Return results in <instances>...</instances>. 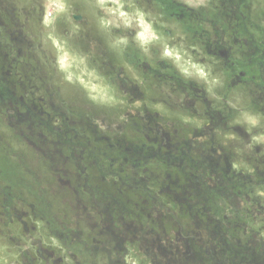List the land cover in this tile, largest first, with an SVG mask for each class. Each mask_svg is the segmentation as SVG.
Segmentation results:
<instances>
[{"label":"flooded vegetation","instance_id":"obj_1","mask_svg":"<svg viewBox=\"0 0 264 264\" xmlns=\"http://www.w3.org/2000/svg\"><path fill=\"white\" fill-rule=\"evenodd\" d=\"M28 1L0 3L9 43L7 53L0 50V119L34 151L39 170L64 178L72 219L82 218L86 234L58 217L47 177L41 180L0 132V264H128L139 251H159L164 264H264V237L248 224L264 213L257 191L264 152L251 146L252 166L239 167V152L222 141L237 133L249 143V134L232 126L242 110L264 121V20L255 0H121L153 17L137 29L106 28L122 41L119 56L80 0H61L72 4L55 16L43 0ZM35 18L51 33L31 59L47 79L39 85L16 62L23 57L18 43L28 53L40 43L26 35ZM143 28L153 39L138 38ZM57 43L84 59L96 75L90 78L117 100L90 89V102L119 108L118 115L82 117L60 100L62 87L48 75L63 71ZM71 96L82 105L81 95Z\"/></svg>","mask_w":264,"mask_h":264},{"label":"rangeland","instance_id":"obj_2","mask_svg":"<svg viewBox=\"0 0 264 264\" xmlns=\"http://www.w3.org/2000/svg\"><path fill=\"white\" fill-rule=\"evenodd\" d=\"M14 1L26 7L29 4L28 0H14ZM67 1H74V0H67ZM119 1H120V7L124 13L126 12L125 6L132 5L131 6L132 8L131 18H126L120 14H116L117 12H112V8L116 11L118 10V6H116L112 1L101 2L100 0H80L81 11L89 12L92 15V19L94 21L95 28H96L95 32L100 36L106 37V39H107V36L109 38V36H116L117 34V33H112L109 35L106 31L107 27H108V32L110 29H114V30L122 29L121 27L137 29V26L139 25V20L140 21L145 20V19L151 20L153 17V15L147 16L148 13L144 9L140 10V8L138 7H137L138 9H135V6L133 5V3H127L121 0ZM184 1L194 6H197L201 3V0H184ZM0 3H1V0H0ZM43 3L47 6V11L53 13V16H55V13L57 12V10L62 11L63 10L62 8H64L67 5L72 4V3H65L64 1H61V0H43ZM111 4H113V7H110ZM255 4H257V7H258L257 14L262 16L260 20H264V0H255ZM84 5L87 9L83 8ZM136 10H138L141 14L136 13ZM64 11H66V8ZM63 16H64V12H63ZM34 21L35 22L32 25L27 26L25 28L26 35L37 38V40L40 43H38L37 48L34 47V49L31 50L30 53L27 52L26 48H24L22 44L18 43L16 47L20 50L23 57L21 60L16 61V62L18 64L19 71L24 75V77L31 78L34 84L39 85L40 83H46L44 81H46L47 79L45 75L40 73L41 70L39 69V66L34 64L31 61V59L33 57L36 58L38 55L37 54L38 50L41 47V45L46 44L45 43L46 40L45 38H43L44 37L43 35L45 34L50 35L51 33H44L45 31L42 29V25L44 21H41L38 18H35ZM259 22L261 23V21ZM145 29L147 28H143L140 31V33H144L143 31H145ZM118 35H121V33H119ZM148 37H151V35H148L147 33L145 34V37L140 40L145 41L148 39ZM48 41L50 42L52 40L48 39ZM54 42H58V41L54 40ZM8 44H9L8 39L6 38V35L2 33V29L0 27V50L1 51L5 50L7 53L9 51ZM111 44H112L111 46H112L113 52L119 56L120 52H122L121 47L119 46V44H116L115 42H112ZM173 47L174 46L172 45L170 48H173ZM55 55H56L55 57L56 61L58 62L57 66L61 70L64 69L63 67H61L59 59L61 58V56L65 57L66 53L65 52L62 54L56 53ZM69 59L70 61L68 62V65L70 64L71 66L67 65L65 67L66 69L63 71L68 70L66 72L60 71L58 69V73H57L58 76L56 75L57 79H55V75L48 74L51 77L50 84L54 83L57 86L62 87L63 95H62V98H60V100L65 101L66 106L67 105L72 106L73 109H75V111L82 114V117H84V114L86 112L97 118L103 117L108 114H112L113 116L118 115L117 112L119 108L112 109L111 111H109V109L103 107L102 105H99L94 102H90L92 101L90 94L93 92L90 90L91 88L88 87L89 86L88 82L86 81L87 82L86 83L83 81V79H81L82 78L81 74L84 72L83 71L84 69H82V65L81 66H79L80 64L77 65V63L74 60H72L73 58H69ZM43 61L44 60H42V62ZM83 77L85 78L88 77V74L84 73ZM82 83L84 84V86L81 85ZM72 84H78V86L82 90L81 94H80V91H78L79 87L76 85H72ZM48 87L52 89L51 86H48ZM67 88H71V90ZM95 90H98V89H95ZM55 93L56 91H54V94ZM72 94L81 95L80 97H77L76 99L81 101V104L84 106L78 105L77 103H73L74 104L73 106V104H71L72 103L71 100L73 99V97L71 96ZM99 95L101 96L102 100L103 99L107 100L105 95L96 93L95 96L98 97ZM231 107L237 110L240 109V107H238L235 102L231 103ZM238 114H239L238 120L232 122V126H238L242 128L244 132L249 134V143H247V141H244V139L240 137L237 133H232L229 135H222L223 136L222 141H224L225 144L232 145L234 148L237 149L236 152L237 153L239 152L238 153L240 154L239 156H234L235 164L239 167L249 168L252 166V162H251V160H253L252 158L256 156V153H254L251 146L254 145L255 147L260 148L261 149L260 153L264 152V121L261 119L254 120V119L247 118L248 112H246V110H242V112L240 111ZM0 132L5 134L6 140H8L7 141L8 148L10 147L11 150H14L18 154H21V156H23L24 159L25 157L28 158V161H25V162H27L30 166H32V169L36 172V174L40 176L41 180H46V177H47V183L45 184L46 194L49 200L52 202L51 208L53 209V211L57 212L58 217L62 218V221H64V223H66L69 228H71L72 230L75 229V230L80 231L82 236H84L86 234V226L84 225L85 223L82 220V218L77 217L75 219H72V216L75 215L74 211H76V209H75V204H74V200L72 197L73 195L70 193V189L65 187L67 185L66 183L65 184L62 183L64 178L60 177L56 172H53L49 169H47V171L45 172L39 170V165L38 166L36 165L39 163V161H34L35 159L34 151L32 149L29 150V148L27 147L25 143H21L15 137V134L12 135L10 133V131L7 128L4 118L0 119ZM26 147L28 148V150ZM263 187L264 186L257 188V191L262 195V197H264ZM248 224H250V226H252L256 231H258V234H260V236L264 237V213L258 215L256 218L252 220V223L248 222ZM152 255L153 254L150 251L147 253L145 252V254L142 253L141 251L135 252L134 259L132 260L133 262H129L128 264H154L155 261L157 260L161 261L158 264H164L165 262L164 257L162 255H159V251H156V253H154V256ZM0 257H1L0 261H2L3 257L1 255ZM94 263L104 264V262L100 261L99 258H97V260Z\"/></svg>","mask_w":264,"mask_h":264},{"label":"bare ground","instance_id":"obj_3","mask_svg":"<svg viewBox=\"0 0 264 264\" xmlns=\"http://www.w3.org/2000/svg\"><path fill=\"white\" fill-rule=\"evenodd\" d=\"M101 2H104V1H112L116 6H118V10L116 11V10H114L113 8H112V12H117L116 14H120V15H122V16H124V17H126V18H131V14L129 13V14H125L124 12H123V10L121 9V7H120V1L119 0H100ZM110 7H113V4H111V6ZM136 13H139V14H141L138 10H136ZM48 19V18H47ZM144 33H140V34H138L139 35V39H142V38H144L145 37V34H147V32H148V35H151V36H153L154 34L151 32V31H149V28H147V29H145V31H143ZM155 37V36H154ZM110 38V40L111 41H114L115 43H120V42H122V41H120V39L119 38H115V37H109ZM151 39H153V37H150ZM162 41H163V43H165L166 44V41L165 40H163V39H161ZM61 43H63V42H61ZM183 43V42H182ZM55 47V46H54ZM57 47H59L60 48V53L62 54V53H66V56L64 57V56H61V58L59 59L60 61V65H61V67H63L64 69H62V70H65L66 68V66L68 65V62L70 61V59L69 58H73L72 60H74L76 63H77V65H79V64H81L82 63V69H84L83 71V73L81 74V76H82V78L81 79H83V81L84 82H88V84H89V88H91V89H93V90H95V89H98V90H100V91H98V90H96L95 92L96 93H98V94H102V95H105V97H106V99L107 100H111V102L112 101H114L115 103H116V99H115V97H114V95L112 94V92H110V91H108L107 90V88H105L104 86H103V84H102V82H100V81H97V82H94L91 78H90V76H93V79H95L96 78V75H95V72H93L92 71V68H90V69H88L89 67L85 64V61H84V59L83 60H81L78 56H77V54H76V52H75V56L73 55V56H69L70 55V52H68V51H70V49H69V47H68V45L65 43V44H63V45H60V43H57ZM73 54V53H72ZM71 54V55H72ZM64 55V54H63ZM175 56L177 57V59H179L180 58V56H179V54H175ZM86 59V58H85ZM72 62V61H71ZM87 62V61H86ZM70 65V64H69ZM68 65V66H69ZM74 65V64H73ZM71 66V65H70ZM79 66H81V65H79ZM72 68H73V66H72ZM71 68V69H72ZM194 68H195V70L196 71H198L199 73H204V71L201 69V68H199V67H195L194 66ZM91 70V71H90ZM66 71H68V70H66ZM77 72H79V71H77ZM84 73H86V74H88V77H83V74ZM72 75V74H71ZM82 81V80H81ZM86 82V83H87ZM86 85V84H85ZM112 104H114V103H112ZM252 118H255V117H252ZM198 122V121H197Z\"/></svg>","mask_w":264,"mask_h":264}]
</instances>
